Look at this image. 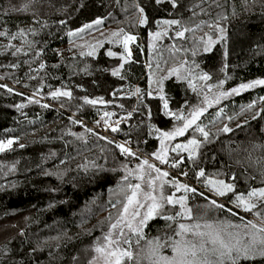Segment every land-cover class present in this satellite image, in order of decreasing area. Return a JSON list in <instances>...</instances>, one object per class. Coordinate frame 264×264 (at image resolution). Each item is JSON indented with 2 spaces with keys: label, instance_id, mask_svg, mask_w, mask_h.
Listing matches in <instances>:
<instances>
[{
  "label": "trees",
  "instance_id": "obj_1",
  "mask_svg": "<svg viewBox=\"0 0 264 264\" xmlns=\"http://www.w3.org/2000/svg\"><path fill=\"white\" fill-rule=\"evenodd\" d=\"M27 2L0 0V31L13 35L23 29L25 33L15 40L0 37V85H6L0 87V139L18 138L10 150L0 153V264H88L94 255L91 249L108 231L106 217L110 212L115 216L117 211L110 202L121 198L118 185L125 174L123 166H132L129 158L115 147L113 138L86 124L72 123L80 121L72 113L96 121L104 111L115 113L114 116L131 112L115 133L131 139L151 155L159 148V140L155 132L150 134L149 126L170 130L180 122L164 114L155 91L142 101L132 93L137 87L146 93L150 78L167 76L169 69L184 60L189 65L195 61L199 64L197 71L210 74L208 84L225 80V90L264 79V0H178L180 6L176 9L167 0L160 5L154 0H35L27 11L12 10ZM136 5L145 9L148 25L138 23ZM98 18L103 19V24L78 31ZM165 19H179L182 26L188 27L205 23L194 34L186 33L187 39L174 38L177 29L172 26L167 36L153 42L149 33L163 31L166 26L157 27L156 21ZM208 23L224 27L226 40L205 53L203 43L195 41L201 37L206 40V33L213 39L220 35L207 27ZM120 29L137 37L132 44L131 61L121 69L123 79L111 75L122 63L119 54L123 48L107 42L111 33ZM70 32L76 35L70 36ZM97 41L104 43L94 55H81L91 51L89 45ZM153 43L155 48L151 47ZM9 44L13 47H6ZM173 45L181 48L175 56L169 52ZM16 48L23 51L12 55ZM197 48L199 51L193 56L192 51ZM109 50L118 56H108ZM41 63L45 65L43 69L39 67ZM204 83L196 81L194 92L186 80L175 76L164 80L169 108L187 114L193 106H203V96L198 92ZM56 89L70 90L72 98L53 99L49 93ZM216 91L214 87L213 92ZM84 97L103 98L109 103L93 106L85 104ZM261 97L264 86H257L208 108L198 123L207 125L206 130L212 133L223 124L234 131L213 135L212 142L201 148L195 165L187 160L186 153H181L185 160L179 169L192 166L190 175L194 178L201 168L208 176L220 173L217 178L234 183L237 192L264 187L259 166H250L245 152L251 151L254 144H264V113L252 119L264 108ZM254 101L255 108L247 110ZM20 104L25 106L18 109ZM43 104L49 107H42ZM220 109L223 113L216 119ZM228 116L236 118L229 121ZM213 120L215 124L211 123ZM237 124L244 126L237 128ZM86 128L97 135L86 132ZM70 133L82 134L83 139ZM193 134L202 139L190 129L176 142H186ZM101 136L108 139H100ZM260 156H264V150L252 152L253 160ZM169 159L179 157L170 152ZM85 164L86 169L80 167ZM233 174L235 181L230 179ZM200 183L203 185L202 180ZM222 198L229 203L232 194ZM194 199L203 198L195 195ZM163 227H167V222L156 218L147 226L145 236Z\"/></svg>",
  "mask_w": 264,
  "mask_h": 264
},
{
  "label": "snow or ice",
  "instance_id": "obj_2",
  "mask_svg": "<svg viewBox=\"0 0 264 264\" xmlns=\"http://www.w3.org/2000/svg\"><path fill=\"white\" fill-rule=\"evenodd\" d=\"M34 2L35 0H28L22 7L13 8L12 10L27 11L30 4ZM154 2L160 5L165 3L166 0H154ZM167 3H170L173 9L180 6L178 0H167ZM136 7L140 14L138 23L144 26L148 25L149 18L145 14V9L139 5H136ZM195 7H199V5ZM195 14L193 12V15ZM103 22V19L98 18L91 24L84 25L78 31L83 32L85 29H91L93 25H101ZM204 23L201 21V23L196 24L194 27H188L182 26V22L179 19L159 20L156 21L157 27H166L163 31L150 32L149 35L152 41L155 42L161 37L167 36L169 28L176 26L177 30L174 33V38L187 39L186 33L194 34ZM207 27L210 29L214 28L220 35L218 39H213L211 35L206 33V40L201 37L195 41L197 44L203 43V52L205 53L211 52L215 45L226 40V29L224 27L218 23H208ZM24 35L23 29L13 35H9L7 31H0V37H9L10 40H15L18 36L23 37ZM69 35L74 36L76 33L70 32ZM136 40L137 37L135 35L125 33L123 29L111 33L107 42L118 44L123 48V53L119 54V59L122 63L111 71L112 76H118L123 79L121 69L126 63L131 61L132 51L130 45L135 43ZM103 43V41H97L95 44L89 45L91 51L87 53L82 52L81 55H94L96 48L102 47ZM6 47L11 48L13 45L9 44ZM151 47L155 48V43ZM22 51V48H16L12 52V55H16ZM180 51L181 48H177L175 45L169 49L172 56H175ZM198 51L199 48L192 51V55L196 56ZM107 55L116 57L118 53L109 50ZM226 55L227 52H225ZM39 67L43 69L45 65L41 63ZM159 67L160 65L157 64V68ZM197 69H199V64L195 61L189 65V62L184 60L179 66L169 69L167 76L150 78V90L146 93L142 92L139 87L132 93L142 101L145 95L152 97L153 91H155L159 100L162 101L164 114L180 122L175 124L170 130H161L155 126H149L150 134L151 132H155L159 140V148L151 153V156L154 160L159 161L160 164L168 165L172 169H178L184 163L185 157L181 156V153H186L187 160L195 165L201 148L205 144L212 142L210 138L213 135L218 136L234 131L228 124H223L222 127L217 129L216 133H212L206 130L207 125L198 123L208 108L219 104L222 99L239 95L257 86H264V79H255L225 90V80H220L215 85L208 84L206 82L212 79L211 75L206 72L197 71ZM171 76H175L179 80H186L188 86L194 92L197 91L196 81L205 82L198 92V95L202 94L203 96L201 101L203 106H193L187 114L182 110L172 111L169 108V101L164 94L163 87L164 80ZM153 77H155V74H153ZM153 85H155L154 88ZM0 87H6V85H0ZM214 87L217 89L216 92H213ZM8 91L12 92L13 89L8 88ZM209 93H212V95L209 96ZM49 95L53 99H59L61 97L72 98V92L70 90L56 89L50 92ZM83 99L85 104L93 106L109 103L103 98L89 99L84 97ZM260 100L264 102V97H261ZM29 102L40 103L39 100H30ZM24 106L20 104L16 107L19 109ZM41 106L45 108L49 107L48 104ZM255 106L256 102L254 101L247 105V110H251ZM244 110L242 109V112ZM222 113L223 109H220L216 113V119H219ZM261 113H264V108L257 111L252 116V119H257L261 116ZM113 115L115 113L106 111L100 119L104 122L106 130L110 129L112 132H118L120 130L119 125L121 120L115 121V126H113V123L109 122V119ZM130 116L131 112L128 113V117ZM148 116L149 118L151 117L150 109ZM106 117L109 119H105ZM235 118V116L227 117L229 121ZM215 122L213 120L211 123L215 124ZM72 123H82V121L73 120ZM99 123L100 121H97V124ZM244 123L246 124L247 121ZM243 126V124L236 125L237 128ZM190 129L193 133H198L202 139L193 134L186 142L171 143L178 137H184ZM85 131L97 135L90 128H86ZM70 134L77 136V139H83L82 134ZM99 138L108 139L103 136ZM15 143H18V138L0 139V153L10 150ZM108 143L112 144L113 141L108 140ZM129 143V141L116 143L115 147L119 149L121 155L134 157L139 163L135 168H128L127 164L123 166L125 174L122 177L120 185H118V196L121 198L117 199L114 203L110 202L111 207L117 209V211L115 216L110 212L106 217L108 231L91 249L94 255L88 260V264H145V262L146 264H264V187L250 188L246 193L237 192L234 183L217 178L221 175L220 173L215 174V176H208L202 168L196 171L195 178L197 181L200 182L202 180L203 186L214 197H227L229 194H232V199L229 200V203L233 207L229 208L226 204L205 195L204 192H200L196 187L183 183L176 177L169 179V171L162 170L155 163L150 162L148 158L138 156L137 152L128 146ZM20 147L23 148L24 145L21 144ZM257 149L264 150V144L252 145L251 151L245 149V152H247L246 159L249 161L250 166L258 165L259 173L261 177H264V156L257 157L255 160L252 157V152ZM170 152L176 153L179 159H172L170 161ZM238 163L240 162L238 161ZM80 167L86 169L87 165H81ZM180 175L187 176L188 173L181 172ZM230 179L235 181L237 177L233 174ZM252 179H255V176ZM133 180L136 182L134 183ZM166 189L174 190L168 192ZM178 193L180 195H177ZM195 195H199L207 201L206 205L196 206L202 209V212L199 213H195L193 205L190 204V199H194ZM233 208L244 213H250L254 219H246L244 216H240L239 211H234ZM211 209L226 211L230 216L238 217L239 222H234L227 218L223 220L208 219L206 218L207 212ZM156 218H161L167 222V227L171 229V234H166L164 237L157 236L152 239H146L144 229L150 221ZM133 237H135V250L133 249ZM142 240L145 241L144 245H141ZM165 249H170V254H165Z\"/></svg>",
  "mask_w": 264,
  "mask_h": 264
},
{
  "label": "built area",
  "instance_id": "obj_3",
  "mask_svg": "<svg viewBox=\"0 0 264 264\" xmlns=\"http://www.w3.org/2000/svg\"><path fill=\"white\" fill-rule=\"evenodd\" d=\"M74 116H77L80 118V121H82V124H86L88 126H91L93 128H96L98 130H100V127L99 125L103 122L100 118H98L96 121H90L89 119H87L86 117L84 116H79L75 113H72ZM127 116H120L118 118H114L113 121L111 123H113V126H115L114 122L117 121V120H121V123L119 125V128L122 124V122L125 120V119H121V118H126ZM97 121H100L99 124H97ZM105 135H107L108 137L110 138H113L116 143H124L125 141H129V147L132 148L133 151L137 152V155L140 156V157H146V158H149V154L145 151H143L140 147L136 146L131 139H128V138H125L123 136H120V135H117L115 132H112L110 129H107L106 130V126L103 130H101ZM129 160L131 162H136L137 159L134 158V157H128ZM158 166H163L164 168H166L169 172H170V175L172 177H176L178 179H180L181 181H183L184 183H187L193 187H196L200 192H206V193H210L200 182L197 181L196 178L192 177L190 175V172L191 170L194 171V169L192 168V166H184L183 169H172V168H169L168 165H162L159 163V161L157 162ZM181 172H187L188 175L187 176H182L180 175ZM212 194V193H210ZM220 200H223V198L221 197H218Z\"/></svg>",
  "mask_w": 264,
  "mask_h": 264
},
{
  "label": "rangeland",
  "instance_id": "obj_4",
  "mask_svg": "<svg viewBox=\"0 0 264 264\" xmlns=\"http://www.w3.org/2000/svg\"><path fill=\"white\" fill-rule=\"evenodd\" d=\"M131 35H133V34H131ZM130 48H131V51H132V44L130 45ZM133 52V51H132ZM104 112H106V111H104ZM103 112V113H104ZM103 113L102 114H100L99 115V118H101V116H103ZM110 113H112V112H110ZM123 116H128V115H123ZM118 117H120V116H112V118H105V119H109V122L111 123L112 121H113V119L115 118H118ZM99 127H100V132L102 133V134H104L101 130H103L104 128H105V124H104V122H102L100 125H99ZM93 128V127H92ZM96 129V128H95ZM98 130V129H97ZM105 135V134H104ZM107 136V135H106ZM6 139H9V138H4V139H2V140H6ZM180 142H182V141H180ZM172 144L173 143H177L176 142V140L175 141H172L171 142ZM179 143V142H178ZM144 158H146V157H144ZM149 161L150 162H153V163H155V164H158L157 162L158 161H156V160H154V158L151 156V155H149ZM137 162H139V161H136V162H131L130 160H128V164H129V166H132V167H129V168H135V166H133L134 164H136ZM158 167H160L162 170H166V171H168L166 168H164L163 166H158ZM172 178V176L170 175V177H169V179H171ZM136 182V181H135ZM134 182V183H135ZM174 189H166V191H168V192H171V191H173ZM205 193V195H207V196H209V197H211V198H214V199H217L219 202H221V203H226L225 201H223V200H220L218 197H214L212 194H210V193H206V192H204ZM177 195H180V193H178ZM222 198V197H221ZM190 204L191 205H193V207H194V212L195 213H199V212H202V209H199V208H197L196 206L197 205H206L207 204V201L206 200H203V199H190ZM228 204H231V203H226V206L227 207H229V208H232V206L231 205H228ZM233 210L234 211H237L238 209H235V208H233ZM239 211V214H240V216H244L245 218H248L249 216H250V219H251V217L253 218V216L252 215H250V213H244L243 211H240V210H238ZM248 216V217H247ZM206 218H208V219H220V220H223V219H225V218H227V219H230V220H232V218L231 217H229L227 214L225 215H222L221 213H220V211L219 210H216V209H211V210H209L208 212H207V217ZM232 221H234V222H239V220H232ZM151 222V221H150ZM149 222V223H150ZM149 225V224H148ZM174 227V226H173ZM146 229H147V227L144 229V232H146ZM149 231V230H148ZM105 234V233H104ZM166 234H171V229H169L168 227H163L161 230H155L153 233H149V235L147 236L146 235V237L148 238V239H152L153 237H157V236H160V237H164ZM145 244V242H141V245H144ZM135 248H136V246H134V244H133V249L135 250ZM165 251V254H170V249H165L164 250ZM145 264H146V262H145Z\"/></svg>",
  "mask_w": 264,
  "mask_h": 264
},
{
  "label": "crops",
  "instance_id": "obj_5",
  "mask_svg": "<svg viewBox=\"0 0 264 264\" xmlns=\"http://www.w3.org/2000/svg\"><path fill=\"white\" fill-rule=\"evenodd\" d=\"M138 163H139V162H137V163H136V164H134L133 166H136ZM152 163H153V162H152ZM227 215H228L229 217H231V218H232V220H234V217L230 216V214H229V213H227ZM252 219H254V217H253Z\"/></svg>",
  "mask_w": 264,
  "mask_h": 264
},
{
  "label": "bare ground",
  "instance_id": "obj_6",
  "mask_svg": "<svg viewBox=\"0 0 264 264\" xmlns=\"http://www.w3.org/2000/svg\"><path fill=\"white\" fill-rule=\"evenodd\" d=\"M112 118V117H111ZM124 123V122H123ZM238 211V210H237Z\"/></svg>",
  "mask_w": 264,
  "mask_h": 264
}]
</instances>
